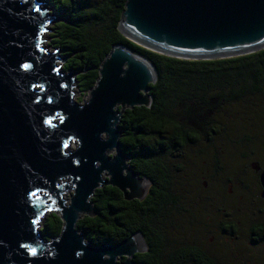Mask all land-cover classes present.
<instances>
[{
    "label": "water",
    "instance_id": "obj_1",
    "mask_svg": "<svg viewBox=\"0 0 264 264\" xmlns=\"http://www.w3.org/2000/svg\"><path fill=\"white\" fill-rule=\"evenodd\" d=\"M38 2L41 7V0H0V264H141L133 260L146 250L139 232L92 246L75 226L81 215L91 214V197L102 185L118 189L126 201L146 195L149 181L121 152L118 123L125 109L149 106L155 71L145 58L113 45L87 101L77 104L74 74L61 72L66 59L41 46L39 29L54 18L42 8L33 11ZM117 29L168 57L240 56L264 48V0H126ZM24 63L31 68H22ZM34 85H43V91ZM249 167L259 172L264 203V168L256 162ZM62 178L72 187L67 206L61 199L67 185L57 183ZM51 210L59 213L62 228L45 241L39 224L30 225L41 211ZM74 251L85 253L83 260Z\"/></svg>",
    "mask_w": 264,
    "mask_h": 264
},
{
    "label": "trees",
    "instance_id": "obj_2",
    "mask_svg": "<svg viewBox=\"0 0 264 264\" xmlns=\"http://www.w3.org/2000/svg\"><path fill=\"white\" fill-rule=\"evenodd\" d=\"M46 1L56 18L50 28V43L66 59L61 63L62 72L74 74L79 92L89 93L113 45L145 58L156 74V81L148 84L149 106L125 109L118 123L121 152L131 169L149 181L146 195L126 201L118 189L102 185L91 197V214L76 222V230L92 246L115 244L139 232L146 250L136 253L133 260L141 264H216L193 245L179 246L163 255L157 222L163 210L177 201L164 160L185 145L209 141L217 134L216 127L224 120V105L264 91V48L210 60L168 57L119 32L117 24L126 0H104L100 5L88 0ZM40 221L42 240L60 234L62 222L57 211L47 212ZM256 227L257 239L264 240V224Z\"/></svg>",
    "mask_w": 264,
    "mask_h": 264
},
{
    "label": "rangeland",
    "instance_id": "obj_3",
    "mask_svg": "<svg viewBox=\"0 0 264 264\" xmlns=\"http://www.w3.org/2000/svg\"><path fill=\"white\" fill-rule=\"evenodd\" d=\"M88 1L100 5L104 0ZM41 8L54 18L41 36V46L52 52L49 34L56 18L48 1H41ZM71 85L72 100L79 105L86 102L88 93L79 92L75 81ZM221 118L209 141L185 145L164 160L177 201L163 210L157 222L163 255L193 245L216 264H264V240L257 239L256 227L264 224V206L257 173L249 169L251 162L264 167V91L224 105ZM68 182V178L63 181L64 206L72 193Z\"/></svg>",
    "mask_w": 264,
    "mask_h": 264
},
{
    "label": "snow or ice",
    "instance_id": "obj_4",
    "mask_svg": "<svg viewBox=\"0 0 264 264\" xmlns=\"http://www.w3.org/2000/svg\"><path fill=\"white\" fill-rule=\"evenodd\" d=\"M33 11H35V12H37V13H40V12H41V7H40L39 2L37 3V6L33 9ZM46 29H47V24L45 23V24H43V25L40 27L39 32H40V33H44V32L46 31ZM36 47H37L38 49H40L41 51H44V49L41 48V46H40L39 43H37ZM21 67L24 68L25 70H28V69L31 68V65L28 64V63H24V64L21 65ZM53 71L58 72L59 70H58V69H53ZM34 87H37V88H39V90L43 91V85H34ZM62 119H63V117H61V120H62ZM45 123H48V124H50V126H53V127H54V125L51 124V121H50V120H46ZM70 139H71V137L69 138V140H70ZM64 147H65V148L68 147V140H65V141H64ZM72 163H76V161H72ZM30 196H32V197H36V196H37V192H35V191L31 192V193H30ZM43 216H44V212L41 211V212L36 216V218L33 219V220L31 221V225H30V227L33 226V225H38V224L40 223L41 217H43ZM21 247L27 249L28 253H29L30 255H32L33 257H35V256L37 255V249H36V248L29 247L27 244L21 245ZM84 255H85V253H82V252H80V251H74V256L77 257V258H81V260H83Z\"/></svg>",
    "mask_w": 264,
    "mask_h": 264
},
{
    "label": "flooded vegetation",
    "instance_id": "obj_5",
    "mask_svg": "<svg viewBox=\"0 0 264 264\" xmlns=\"http://www.w3.org/2000/svg\"><path fill=\"white\" fill-rule=\"evenodd\" d=\"M257 163V162H256ZM259 165V164H258ZM260 167V166H259ZM264 168V167H263ZM263 168H261L260 167V169H263ZM249 169L252 171V172H254V173H257V181H258V173L259 172H256V171H254V170H252L250 167H249ZM258 184H259V182H258ZM259 187H260V185H259ZM260 192V191H259ZM258 196H259V193H258ZM260 198V197H259ZM261 199V198H260ZM262 200V199H261ZM262 202H263V200H262ZM263 206H264V203H263Z\"/></svg>",
    "mask_w": 264,
    "mask_h": 264
},
{
    "label": "bare ground",
    "instance_id": "obj_6",
    "mask_svg": "<svg viewBox=\"0 0 264 264\" xmlns=\"http://www.w3.org/2000/svg\"><path fill=\"white\" fill-rule=\"evenodd\" d=\"M66 178H62V179H59V180H65ZM59 180H58V182L57 183H60V184H65V183H61V182H59Z\"/></svg>",
    "mask_w": 264,
    "mask_h": 264
}]
</instances>
